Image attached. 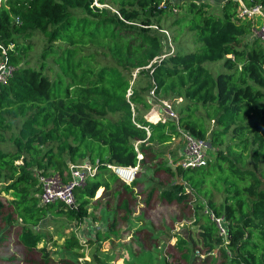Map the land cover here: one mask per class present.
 <instances>
[{
    "label": "trees",
    "instance_id": "16d2710c",
    "mask_svg": "<svg viewBox=\"0 0 264 264\" xmlns=\"http://www.w3.org/2000/svg\"><path fill=\"white\" fill-rule=\"evenodd\" d=\"M243 1L264 7V0ZM209 6L204 0L0 1V60L13 66L0 81V143L13 145H0V243L16 227L17 241L36 248L54 204V212L77 223L106 219L107 236L124 233L119 220L131 209L119 196H132L143 179L126 183L107 163L138 162L172 177L145 188L147 204L156 193L160 204L190 206L197 233L178 237L182 259L195 262L198 255L189 251L200 243L206 263L264 264V42L254 32L258 18L238 15V0H223L218 12ZM38 32L46 44L31 64L28 50ZM180 36L192 48L175 47ZM48 57L58 67L53 77ZM217 60L222 69L215 73L206 62ZM158 99L177 118L144 115ZM183 130L207 139L214 156L200 166H153L154 143ZM83 160L96 171L74 189L75 203L42 202L37 173L66 178L69 163ZM213 187L223 190L222 199ZM207 209L223 216L225 234ZM64 244L81 245L74 235ZM40 249L48 261V249Z\"/></svg>",
    "mask_w": 264,
    "mask_h": 264
},
{
    "label": "rangeland",
    "instance_id": "374dc122",
    "mask_svg": "<svg viewBox=\"0 0 264 264\" xmlns=\"http://www.w3.org/2000/svg\"><path fill=\"white\" fill-rule=\"evenodd\" d=\"M204 1L209 2L211 11L218 12L223 0ZM257 18L256 22L253 21L255 30L260 24V18ZM254 32L257 35V30ZM31 38L33 44L28 50L27 58L29 63L34 64L40 61L38 59L39 54L46 43L39 32ZM177 43L178 45L175 47L180 50L192 48L190 42L183 36L179 37ZM97 56L101 55L98 54ZM98 58L101 61H108V58L104 56ZM47 61V65L50 66L46 68V71L50 77H53L54 71L58 67L51 57H48ZM206 65L215 73L222 69L221 60L207 61ZM166 114L165 104L160 99L153 101L152 106L144 110V115L153 120L164 117ZM211 121L209 120V123H212ZM19 122L18 119L13 125L14 132L17 131ZM6 135H9V131H6ZM184 144L183 136L180 134L174 135L166 142L154 143V148L158 151L159 156L152 160L151 164L154 166L155 163L163 161L175 167L183 157ZM0 145L5 149L13 148L8 139L1 142ZM207 155L213 157L214 151L208 148ZM146 165L150 168L143 169L139 165L135 178L141 177L143 180L134 189L133 195L125 194L129 199L131 210L127 214V220H119V223H125L121 227L124 229V233H120L118 236H107L105 232L106 219L96 218L97 220H95L94 217L88 216L77 223L69 219L64 213L54 212L57 207L54 204L53 210L48 211L47 217L43 220L46 225L44 240L36 248L29 250L17 241L16 227H12L13 230L9 239L0 243V264H210V262L203 261L206 255L202 252L203 246L200 243L193 244V249L189 251L191 257L194 253L198 255L195 262H186L181 258L180 252L176 248L178 237L181 235L190 238L191 235L197 233L196 227L192 224L193 213L190 206L183 208L175 203L158 204L154 200L151 205L146 203V187L157 182V178L161 180L172 178L167 172L163 170L153 172L152 165L147 163ZM212 189L214 198L217 201L222 199L223 190L215 187ZM102 190L101 188L100 191H96V194H100ZM190 197L192 196L190 195ZM54 203H58V201ZM147 219L152 220L154 225L146 223ZM145 229L154 233L152 234ZM72 235L78 238L81 245L67 248L64 244L65 239ZM42 245H45L49 251V260L46 262L43 260L40 249ZM186 245L192 247L190 239L187 240Z\"/></svg>",
    "mask_w": 264,
    "mask_h": 264
},
{
    "label": "built area",
    "instance_id": "2783aa9c",
    "mask_svg": "<svg viewBox=\"0 0 264 264\" xmlns=\"http://www.w3.org/2000/svg\"><path fill=\"white\" fill-rule=\"evenodd\" d=\"M1 1V0H0ZM239 1L238 15L247 18H260V24L257 30V35L264 42V7L260 3L253 5L246 4L243 0ZM172 50V49H171ZM13 66L6 61V57L0 60V81H4L10 74ZM130 93V88L127 90V94ZM150 94L153 95V89L150 90ZM165 104V111L168 115L177 118L176 112L173 110L169 102L163 101ZM182 136L184 139V152L183 157L180 159V163L185 167L200 166L207 161V149L210 148L209 141L204 138L197 137L191 132L183 130ZM137 148V143H135ZM138 159L142 157L138 152ZM107 166L126 183H130L135 179L137 174L139 163L135 164H115L107 163ZM68 175L66 178L62 174L53 172L50 174L37 173L38 182L40 184V198L42 202L62 201L67 205H73L75 203L74 189L84 183L88 175H93L96 171V165L83 160L80 162H70L68 167ZM210 216L216 222L219 232L225 234V225L223 216H217L211 210Z\"/></svg>",
    "mask_w": 264,
    "mask_h": 264
},
{
    "label": "crops",
    "instance_id": "0c3cea01",
    "mask_svg": "<svg viewBox=\"0 0 264 264\" xmlns=\"http://www.w3.org/2000/svg\"><path fill=\"white\" fill-rule=\"evenodd\" d=\"M152 120H153V119H152ZM143 185H144V183H143ZM99 188H102V189H103V187H99ZM99 188H98V189H99ZM98 189H97V190H98ZM102 191H103V190H102ZM102 191H101V192H102ZM100 194H101V193H100ZM100 194H96L95 196L97 197V196H99ZM125 194H127V192H125V191L121 193V195L119 196V201H121L122 198H126V197H127V195H125ZM128 200H129V199H128ZM153 200H154L155 202L157 201L158 204H160L159 200L156 199V193H154V197L151 199V201L148 203V205H151V203H152ZM129 207H130V202H129ZM119 213H123V211L120 210ZM95 220H97V219H95ZM151 221H152V220L147 219L146 223L151 224V225L153 226V225H154V224L152 223L153 221H152V222H151ZM124 224H125V223H120V228L123 227ZM121 229H122V228H121ZM123 230H124V229H123ZM145 230H147L148 232H150V233H152V234L154 233L153 231H150V230H148V229H145ZM110 235H113V234H110ZM153 238H156V237L153 236ZM157 243H158V242H157Z\"/></svg>",
    "mask_w": 264,
    "mask_h": 264
}]
</instances>
